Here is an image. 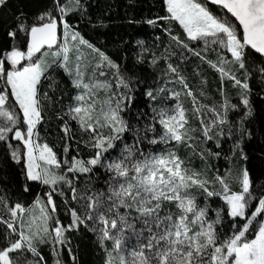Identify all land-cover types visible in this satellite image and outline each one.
Instances as JSON below:
<instances>
[{"label":"snow or ice","instance_id":"6c2138e0","mask_svg":"<svg viewBox=\"0 0 264 264\" xmlns=\"http://www.w3.org/2000/svg\"><path fill=\"white\" fill-rule=\"evenodd\" d=\"M91 7L20 9L0 42V264H78L82 230L103 264H264V0H160L131 68Z\"/></svg>","mask_w":264,"mask_h":264},{"label":"trees","instance_id":"16d2710c","mask_svg":"<svg viewBox=\"0 0 264 264\" xmlns=\"http://www.w3.org/2000/svg\"><path fill=\"white\" fill-rule=\"evenodd\" d=\"M48 0H10L9 9H0V42L7 39L5 32L8 25L12 24V17L20 9L26 12L32 13L43 8ZM92 7L90 14L92 16V23H82L80 28L83 30L86 37L92 39L94 42L97 40L102 41L100 45L115 59H119L125 55L129 57L127 66L132 67L133 64V50L135 49V41L137 39L148 40L151 38L154 32L158 33V29H152L145 23H127V20L131 17L135 20L143 21L145 18H150L160 9V0H90ZM98 18H102L106 27L93 28L92 24H96ZM127 42L124 44L123 42ZM163 67V65H159ZM188 72L192 71V66H188ZM137 71H143L142 66L137 67ZM151 72V69H148ZM154 74V73H153ZM209 79V92L216 96L215 88L218 81L213 75L208 76ZM230 94L235 98V90L229 89ZM218 99V96L216 97ZM211 101H209L210 103ZM53 135H55L56 124H52ZM257 130V141L252 145L250 152L254 157L252 174L254 177H260L261 172L264 171V163L261 162L258 155L259 149L264 138L259 137V125L254 126ZM181 155L184 154V150L181 148ZM196 166H200L201 161L197 158L194 161ZM213 167L227 166L228 160L221 159L220 161L214 158L211 161ZM61 217L65 223L68 221V217L61 213ZM73 235V249L78 247V264H103V252L97 247L95 243V237L91 233L81 231L80 234ZM45 255L49 256L47 249H45ZM64 259L67 264H71L70 258L65 254ZM49 264H51V258L49 256Z\"/></svg>","mask_w":264,"mask_h":264}]
</instances>
